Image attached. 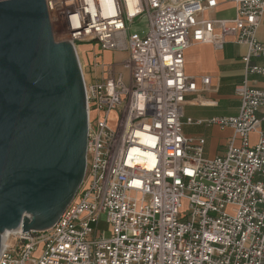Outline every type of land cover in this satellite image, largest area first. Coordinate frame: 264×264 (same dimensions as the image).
<instances>
[{"label":"built area","instance_id":"obj_1","mask_svg":"<svg viewBox=\"0 0 264 264\" xmlns=\"http://www.w3.org/2000/svg\"><path fill=\"white\" fill-rule=\"evenodd\" d=\"M236 2L237 16L220 19L207 15L218 0H46L56 39L79 59L81 44L127 56L123 71L101 59L106 75L85 79L76 197L48 230L7 231L0 264H264V87L250 84L264 76L251 61L264 57V0ZM228 39L248 46L240 110L207 120L234 131L224 154L207 157L205 137L184 131V104L199 89L185 52ZM201 80L208 88L210 76Z\"/></svg>","mask_w":264,"mask_h":264},{"label":"water","instance_id":"obj_2","mask_svg":"<svg viewBox=\"0 0 264 264\" xmlns=\"http://www.w3.org/2000/svg\"><path fill=\"white\" fill-rule=\"evenodd\" d=\"M88 109L75 46L46 0H0V253L7 231H45L86 175Z\"/></svg>","mask_w":264,"mask_h":264},{"label":"crops","instance_id":"obj_3","mask_svg":"<svg viewBox=\"0 0 264 264\" xmlns=\"http://www.w3.org/2000/svg\"><path fill=\"white\" fill-rule=\"evenodd\" d=\"M207 15L220 19H233L237 16V2L236 0H218L216 8L209 11ZM257 37L264 42V12L257 28ZM92 49L84 53L86 62L85 66L83 64V71L88 83H93L106 75L103 68L96 65V61L102 59L103 53L99 52L95 46ZM247 52L246 44L236 43L231 39L223 42L221 46L197 43L185 52V71L197 79L199 89L188 95L184 104V131L190 136L205 137L207 157L224 154L233 135L232 128L222 129L218 125L209 124L207 120L214 116H232L239 113L241 101L236 88L244 79L245 63L242 57ZM104 53L109 58L103 62L115 64L118 71L124 70L122 59L110 61L111 51ZM251 61L264 65V57H252ZM207 75L210 76L211 83L204 89L201 77ZM127 76L129 79L128 74ZM250 84L264 87V76L251 75ZM187 118H192L196 122L188 123ZM200 120L201 122H198ZM262 127L264 129V124Z\"/></svg>","mask_w":264,"mask_h":264},{"label":"rangeland","instance_id":"obj_4","mask_svg":"<svg viewBox=\"0 0 264 264\" xmlns=\"http://www.w3.org/2000/svg\"><path fill=\"white\" fill-rule=\"evenodd\" d=\"M92 47H93V44H81L80 45V60L82 61V64H84V66H85V62H86V58L84 57V53H86L87 51L91 50ZM111 53H112L111 56H110L111 59H109L110 61L121 60V59H123L124 57L127 56L126 53L113 52V51ZM108 58L109 57L107 55H105V53H103L102 60L106 61ZM84 69H85V67H84ZM113 126L115 127L116 125L114 124ZM257 138H258L257 134L256 135L253 134L251 136V138H250L251 139V143L252 144L256 143L257 140H258ZM184 204L186 205V201L184 202ZM100 227L104 229L103 225H101Z\"/></svg>","mask_w":264,"mask_h":264},{"label":"bare ground","instance_id":"obj_5","mask_svg":"<svg viewBox=\"0 0 264 264\" xmlns=\"http://www.w3.org/2000/svg\"><path fill=\"white\" fill-rule=\"evenodd\" d=\"M6 234V233H5Z\"/></svg>","mask_w":264,"mask_h":264}]
</instances>
